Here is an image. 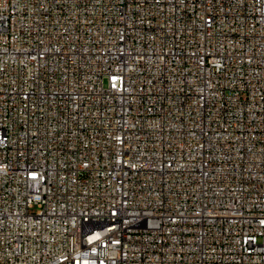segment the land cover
Masks as SVG:
<instances>
[{"label": "built area", "instance_id": "1", "mask_svg": "<svg viewBox=\"0 0 264 264\" xmlns=\"http://www.w3.org/2000/svg\"><path fill=\"white\" fill-rule=\"evenodd\" d=\"M0 264H264V0H0Z\"/></svg>", "mask_w": 264, "mask_h": 264}]
</instances>
